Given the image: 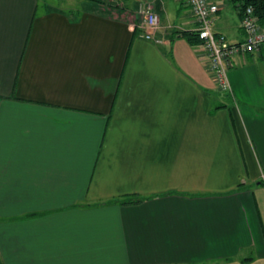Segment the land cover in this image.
<instances>
[{"label":"crops","instance_id":"0c3cea01","mask_svg":"<svg viewBox=\"0 0 264 264\" xmlns=\"http://www.w3.org/2000/svg\"><path fill=\"white\" fill-rule=\"evenodd\" d=\"M140 1L0 0V264H264V45L223 91L188 1L155 2L162 42Z\"/></svg>","mask_w":264,"mask_h":264},{"label":"built area","instance_id":"2783aa9c","mask_svg":"<svg viewBox=\"0 0 264 264\" xmlns=\"http://www.w3.org/2000/svg\"><path fill=\"white\" fill-rule=\"evenodd\" d=\"M156 1H140L136 14L139 17L138 26L142 29L141 34L147 39L162 42V37L157 35L160 14L155 8ZM187 1L198 22L195 32L206 51L207 69L212 73L221 90L232 92L229 68L232 65L233 57L240 53L259 51L264 44V26L258 21L253 5L246 6L241 14V26L245 38L233 42L228 39L225 33L214 29V19L220 9L215 0Z\"/></svg>","mask_w":264,"mask_h":264},{"label":"trees","instance_id":"16d2710c","mask_svg":"<svg viewBox=\"0 0 264 264\" xmlns=\"http://www.w3.org/2000/svg\"><path fill=\"white\" fill-rule=\"evenodd\" d=\"M95 1L99 2L100 4L106 5L107 7L111 9L119 6L118 3L113 2L114 0H95ZM232 2L235 3V5H238V7H240L241 14H242L243 8H245L248 5H253L255 13L258 17V21L260 22L262 26H264V0H232ZM135 20H136L135 31L139 30L142 33V29L138 26L139 17L137 15H136ZM181 34L186 36V38L191 42L200 41L195 31H181ZM143 199H144L143 197L133 195L128 200H126L125 203L137 202Z\"/></svg>","mask_w":264,"mask_h":264},{"label":"rangeland","instance_id":"374dc122","mask_svg":"<svg viewBox=\"0 0 264 264\" xmlns=\"http://www.w3.org/2000/svg\"><path fill=\"white\" fill-rule=\"evenodd\" d=\"M45 1H47L50 4H53V5H61V6L64 5V6H67L70 0H41V9L44 8ZM74 1L77 2V3L70 4L71 6H74V7H82L83 5L87 4L86 2H84L85 0H74ZM123 1H125V0H119V1L118 0H114L113 2L114 3H120V2H123Z\"/></svg>","mask_w":264,"mask_h":264}]
</instances>
